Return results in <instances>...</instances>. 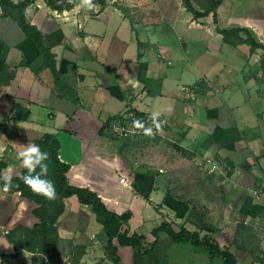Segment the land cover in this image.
<instances>
[{
  "label": "crops",
  "instance_id": "obj_1",
  "mask_svg": "<svg viewBox=\"0 0 264 264\" xmlns=\"http://www.w3.org/2000/svg\"><path fill=\"white\" fill-rule=\"evenodd\" d=\"M93 2L98 8L87 12L75 7L57 11L45 0L25 9L78 103L58 95L36 44L15 20L2 17L0 8V67L15 68L8 85L0 81V160L9 162L1 174L11 169L19 176L21 145L55 134L59 158L71 165L70 184L95 191L120 214L130 211L123 230L144 235L148 246L154 242L146 254L118 246L123 263L223 262L205 246L174 242L165 232L155 241L152 230L167 221L176 231L209 233L230 249L236 264H264V198L252 192L264 189L263 49L245 41L226 43L213 13L195 18L184 0ZM217 13L220 28H240L241 38L248 32L264 44V0H223ZM129 109L149 118L160 112L167 121L161 137L175 145L155 164L147 154L153 147L148 140L126 146L100 133L108 118ZM137 148L144 151L143 160L132 157ZM204 159L221 170L189 171ZM151 164L162 172H151ZM35 206L0 187V220L11 231L38 222ZM94 220L92 209L76 196L65 199L60 231L75 233L70 238L86 246L87 253L93 244L104 248L106 242L103 227L99 234L87 233ZM2 242L7 246L0 250V264H36L27 251L1 263L2 253H13L7 236L0 234Z\"/></svg>",
  "mask_w": 264,
  "mask_h": 264
},
{
  "label": "trees",
  "instance_id": "obj_2",
  "mask_svg": "<svg viewBox=\"0 0 264 264\" xmlns=\"http://www.w3.org/2000/svg\"><path fill=\"white\" fill-rule=\"evenodd\" d=\"M36 0H0V8L2 10V17H11L15 20L23 32L30 37L36 44L40 55L44 57V66L50 68L55 78V89L60 97L78 103L77 92L69 85L65 76L57 69L55 62V55L51 49L47 48L43 41L42 32L34 25H32L25 16V9ZM184 0L185 6L195 18L203 17L209 13H213L214 25L218 32L223 35L226 43L236 45L242 41L248 42L253 49L259 47L263 49L261 57V67L264 71V44L256 43L247 32L248 37L244 40L241 38L240 33L242 29H223L218 26V13L217 9L223 0ZM46 4L54 10L64 11L70 10L74 6L69 4L67 0H45ZM199 4L202 11L195 8L194 4ZM15 75V68H11L8 64L2 63L0 67V81L2 85H8ZM134 112L137 119L151 124L150 118L141 112L128 110ZM119 116L115 115L108 118L102 128L101 132H107L109 136L111 133V124ZM165 127V126H164ZM35 144H38L43 151L49 153L48 175L47 179L53 181L56 187L57 197L54 200H48L42 196L35 195L23 183L19 177L26 174V170L22 168L19 176H13V187L10 191H3V180L0 179V187L3 192L7 194L19 193L21 197L35 203V208L32 214L38 219V222L28 229L24 226H17L13 231L10 230L7 234L9 242L13 245V253L1 254V263L10 259L19 258L24 251L31 252L33 255H42L44 258L53 254L59 247L60 238V218L65 211V199L76 196L79 203L89 206L95 215L96 221L103 227L106 236L104 244V251L107 259L112 264H126L123 263L117 253L118 246H130L141 254H146L154 249V242L149 246L146 244L144 235L138 233H131L128 230H123V227L128 224L131 219V212L118 213L109 208L105 201L93 190L83 188L70 184L68 179V172L71 165L63 162L59 158V150L61 143L57 136L52 133H45L42 137L37 139ZM9 165L8 160H0V176L2 170ZM39 171V170H38ZM160 232H165L170 238L177 243H192L196 247L205 246L211 255H219L223 258L221 264H236V256L230 251L228 247L220 246V244L209 235V233L201 234L197 231H189L181 227L178 231L174 230L170 222L164 221L158 227L152 230V235L155 241ZM117 241V244H115ZM68 243L73 248L80 250V258L85 254V246L75 244L73 239L70 238ZM79 258V259H80ZM35 262V257H33ZM47 260H43L41 264H46ZM34 264V263H33Z\"/></svg>",
  "mask_w": 264,
  "mask_h": 264
},
{
  "label": "rangeland",
  "instance_id": "obj_3",
  "mask_svg": "<svg viewBox=\"0 0 264 264\" xmlns=\"http://www.w3.org/2000/svg\"><path fill=\"white\" fill-rule=\"evenodd\" d=\"M122 125H125V122H120L118 124L116 121L111 124V133L110 135L120 141L121 143H124L129 145L133 140H138V141H144L148 140L153 144V147L149 149L148 155L150 160H152V164H155L156 159H159V155L163 153H166L167 151L170 152L171 148H174L175 142L172 141L171 138L168 137H161L156 135L154 138L153 137H146L141 134H130L129 132L123 131L122 130ZM137 142V141H136ZM124 146V147H126ZM135 160H143L145 157L144 151L142 149L138 150L136 149L135 153L132 155ZM154 159V161H153ZM150 165L151 172H158L161 173L162 170L158 168V165ZM189 171H194V172H208L206 166L204 165H196L194 162L192 163V167ZM109 207H112V205L109 203L107 204ZM240 223H243L244 220L238 221ZM0 224H3L0 220ZM254 228V227H253ZM102 229V225L98 223L96 220L91 224L89 230L87 233L90 235L91 233H98ZM60 233V238L61 242L59 247L56 249V251L49 255L48 257H43L42 255H34L35 257V262L36 264H41L43 260H47L46 264H112L111 261H109L104 253V248L100 245V243L93 244L94 246L92 247V250L87 253L85 249V254L80 258L81 252L80 250H77L73 248L72 246L69 245L68 240L70 239V236H75V233L72 234L69 231L65 232L64 230L61 229ZM0 234L1 230H0ZM104 234V232H103ZM105 236V234H104ZM106 237V236H105ZM97 238V237H96ZM73 242L75 243L74 238ZM7 246L5 242L0 243V250L1 249H6ZM86 248V246H85ZM6 251V250H5ZM87 254L86 258L84 257ZM80 258V259H79ZM84 258V259H83ZM26 264V261L24 262Z\"/></svg>",
  "mask_w": 264,
  "mask_h": 264
},
{
  "label": "clouds",
  "instance_id": "obj_4",
  "mask_svg": "<svg viewBox=\"0 0 264 264\" xmlns=\"http://www.w3.org/2000/svg\"><path fill=\"white\" fill-rule=\"evenodd\" d=\"M76 9L84 11H92L98 8V5L93 0H67ZM160 112H152L150 115L151 124L140 119H134L129 129L130 134L140 133L146 137H155L157 134H163L166 120L160 119ZM17 159L20 161V166L26 170V174L19 177L20 180L31 190L35 195L42 196L48 200H54L57 197L56 187L53 181L47 179L49 153L43 151L38 144L28 143L22 144L21 150L17 152ZM39 170V171H38ZM12 170L2 176L3 191L8 192L13 187Z\"/></svg>",
  "mask_w": 264,
  "mask_h": 264
},
{
  "label": "built area",
  "instance_id": "obj_5",
  "mask_svg": "<svg viewBox=\"0 0 264 264\" xmlns=\"http://www.w3.org/2000/svg\"><path fill=\"white\" fill-rule=\"evenodd\" d=\"M99 1H101V0H99ZM107 1L110 2V3H116V2H118L119 0H107ZM134 119H137L135 113H134V112H129V111H127V112H125L123 115L119 116V118L116 119L115 121H116L118 124H120V122H123V121H124V122H125V125H122V130L130 133L129 129L131 128V124H132V121H133ZM115 121H114V122H115ZM137 134H140V133H137ZM141 135H142V134H141ZM157 135H158V136H161V134H157ZM135 163H136V162H135ZM197 164H199V165H204V166H208V167H207L208 172H217V171L219 172V171L221 170L220 167H219L217 164H215V162L212 161L211 159H204V160H202V161L197 162ZM121 182H126V181H125V178H122V179H121ZM252 192H253V195H254L257 199H259V198H264V189H261V188H255V189L252 190ZM243 223H244V224H249V225H250V223H249L248 221H246V220H244ZM0 230H1V233H2L3 235H7V234H9V232H10L9 227L6 226L5 224H0Z\"/></svg>",
  "mask_w": 264,
  "mask_h": 264
}]
</instances>
